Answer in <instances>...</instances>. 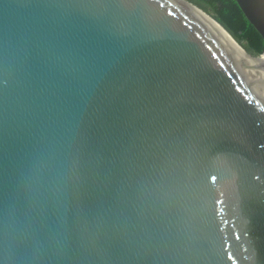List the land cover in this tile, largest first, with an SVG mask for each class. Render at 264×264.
I'll use <instances>...</instances> for the list:
<instances>
[{"label": "water", "instance_id": "water-1", "mask_svg": "<svg viewBox=\"0 0 264 264\" xmlns=\"http://www.w3.org/2000/svg\"><path fill=\"white\" fill-rule=\"evenodd\" d=\"M263 54L188 0H0V264H264Z\"/></svg>", "mask_w": 264, "mask_h": 264}, {"label": "trees", "instance_id": "trees-1", "mask_svg": "<svg viewBox=\"0 0 264 264\" xmlns=\"http://www.w3.org/2000/svg\"><path fill=\"white\" fill-rule=\"evenodd\" d=\"M188 1L206 6L223 29L247 54L256 57L263 52L261 38L243 17L234 0Z\"/></svg>", "mask_w": 264, "mask_h": 264}, {"label": "bare ground", "instance_id": "bare-ground-1", "mask_svg": "<svg viewBox=\"0 0 264 264\" xmlns=\"http://www.w3.org/2000/svg\"><path fill=\"white\" fill-rule=\"evenodd\" d=\"M243 50V49H242ZM251 59V58H250ZM255 64H257V63H259V62H262V61H264V55L263 56H261V58L260 59H257V60H254V59H251Z\"/></svg>", "mask_w": 264, "mask_h": 264}]
</instances>
